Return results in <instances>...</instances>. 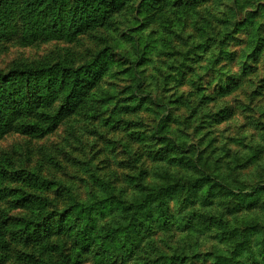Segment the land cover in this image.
Listing matches in <instances>:
<instances>
[{
	"label": "rangeland",
	"instance_id": "obj_1",
	"mask_svg": "<svg viewBox=\"0 0 264 264\" xmlns=\"http://www.w3.org/2000/svg\"><path fill=\"white\" fill-rule=\"evenodd\" d=\"M143 1L123 0L110 8L100 26L75 40L26 43L21 39L23 23L17 16L13 29L1 39L0 71L17 65L55 63L81 68L106 51L101 63L109 60V64L85 101L54 131L30 134L25 128L34 122L45 126L42 115L53 114L61 99L49 109L33 112L32 117L14 119L0 137V160L6 173L10 172L7 186L13 193L0 202V238L10 243L8 252L0 251V264H60L61 253H40L33 242L13 235L11 220L33 218L41 227L55 224L60 212L71 207V201L80 208L92 203L90 209L97 224L110 223L112 227L116 219L123 220L125 212L121 210L126 201L142 198L147 190L163 191L164 199L159 203L151 198L155 212L148 217L147 213L140 215L146 222L139 225L147 232L153 224L157 227L133 252L127 251L128 241L123 236L116 264H156L164 255L185 256L186 262L176 264H212L205 253L216 242L215 231L202 227L194 233L200 219L221 212L232 220L235 204L259 202L233 216L250 215L264 222V186L261 192L251 189L264 180V59L261 57L257 66L250 55L258 43L252 22L264 28V0H232V13L229 1H201L205 7L214 5L217 14L204 31H198L205 25L197 18L180 17L182 12H177L180 8L174 3L163 11ZM71 3L67 2L66 12ZM248 13L252 19L238 28L236 24H241ZM131 34L140 40L143 58L139 60ZM140 81L142 86L136 90ZM237 81L239 85L232 93V82ZM147 93H152L154 100ZM162 118L167 122L161 131ZM162 133L188 144L189 150H166L158 141ZM162 154L165 162L158 159ZM171 156H177V160L171 161ZM16 172L19 176L34 173L56 185L40 193L15 181ZM173 176H192L196 182L179 185ZM206 176H219L231 188L242 191L228 195L215 185L217 181L210 186ZM146 177L141 182L140 178ZM25 190L50 200L44 213L49 216L47 221L44 216L37 220L33 210L12 205ZM69 195L76 199L67 201ZM158 209L165 216L159 224ZM199 232L203 234L201 244L191 245V238ZM188 233L194 234L187 237ZM106 244L107 240L103 251L112 253L114 249ZM58 245L61 248L63 242ZM191 248L202 254L192 262ZM32 252L36 258L27 263L24 256ZM90 254L81 264H97L94 253Z\"/></svg>",
	"mask_w": 264,
	"mask_h": 264
},
{
	"label": "trees",
	"instance_id": "obj_2",
	"mask_svg": "<svg viewBox=\"0 0 264 264\" xmlns=\"http://www.w3.org/2000/svg\"><path fill=\"white\" fill-rule=\"evenodd\" d=\"M123 0H72L71 9L66 12L67 2L70 0H0V41L7 36L8 31L13 29L14 20L16 16L23 23V30L21 29V39L26 43H32L38 39L57 40V39H71L75 40L78 36L87 33L90 30L100 26L107 18L110 8L114 7ZM163 1V2H161ZM205 0H184L179 3V0H144V4L153 3L151 8L166 10L170 3H174L180 9V17L197 18L200 23H204V27H200L198 31H204L211 26L210 19L212 16L217 17L214 5L211 7L202 6ZM229 1L230 13H232V0ZM242 1V0H234ZM261 1V0H255ZM150 2V3H149ZM161 2V3H159ZM227 3V2H226ZM173 4V5H174ZM172 5V6H173ZM171 6V7H172ZM155 17V14L152 13ZM252 15L248 13L247 18L241 20V24H236L239 27L247 25L252 19ZM136 19L133 20L135 22ZM12 24V25H11ZM11 25V27H9ZM252 31H254L257 44L254 46L250 55L253 56L256 65L261 64V57L264 59V28L259 29L256 21L252 22ZM134 40V46L137 50V60L143 58V51H140V40L131 34ZM147 50L144 51L146 53ZM107 51L99 56H95V61L88 63L89 65L81 68L65 67L59 63L51 66H23L17 65L5 71H0V137L5 134L10 123L20 117L33 116V112H40L41 110L49 109L57 100L61 99V104L56 111L50 116L46 117L43 114V121L47 124L41 127L38 122H34L33 126L26 127V133L45 135L55 130L57 125L63 122L74 114L76 109L88 97V93L93 90L95 85L101 81L104 74L107 72L109 60L102 64L101 61L106 56ZM264 63V60H263ZM253 68V66H252ZM239 82H232V93L236 89ZM142 86L140 81L136 85V90ZM150 99L154 100L152 93H147ZM166 122L159 123V130L166 128ZM157 135V134H156ZM159 142L164 144L166 150L173 149L185 152L189 150L188 144L178 142L174 136L162 133L159 136ZM183 145V146H182ZM173 157L171 161H176L177 156ZM165 162L164 154L159 158ZM169 161L170 163H172ZM13 172V171H11ZM15 173V172H14ZM13 176L15 181H22L34 191L40 193L49 192L55 187L56 183L48 181L43 176L34 173L22 174V176ZM10 177V172L6 173V167L0 160V202H4L13 196L11 189L7 186V180ZM161 177V176H160ZM178 179V184L195 183L196 178L192 176H173ZM141 179H148V177ZM213 185L219 186L226 194L239 195L242 191L240 188H231L228 182L219 179V176H206L204 178ZM137 183L136 185L140 184ZM176 185V184H174ZM264 186V180L256 182L251 188L253 192H261ZM194 189V188H193ZM196 190V189H195ZM150 192V193H148ZM142 198H138L132 202L126 201L123 204L121 211L125 212L122 215L123 220L116 219L113 226L110 223L97 224L90 205L78 207L74 195H69L67 201H71L70 208H64L55 224H46L44 227L36 225L33 218H17L14 217L11 223L14 227L13 235H21L20 237L28 242L34 243V248H38L40 253L59 252L63 260L60 259V264H81L85 256L94 253L97 259V264H116L121 253L117 251L119 240L124 236L128 241V252H133L140 248L141 242L148 238L152 233V229L157 227L154 224L148 228V232L144 227L140 226V222H146L141 218L148 217V213L155 212L152 209L154 201H161L163 198V191L158 189L151 192L145 191ZM162 194V195H161ZM151 198L154 199L151 202ZM50 200L40 195L32 194L24 191L12 205H19L27 210H33L36 219H41L45 214V209L48 207ZM74 202V203H73ZM52 203H55L52 201ZM159 203V202H158ZM143 204L147 206L144 208ZM259 202L256 203V205ZM255 202L248 206L235 204L232 210V220L226 215L219 212L218 215H207L206 220L200 219V223L195 232L201 231L205 227L211 231H215L213 236L216 239L210 249L205 253V257H210L212 264H264V222L259 218H252L233 215L244 209H252L256 207ZM16 207V206H15ZM18 208V207H17ZM145 209V210H140ZM163 211L158 209L156 222L159 224L165 219ZM49 216H44L43 220H48ZM157 224V225H158ZM239 225V226H238ZM211 228V229H210ZM198 229V230H197ZM148 233V234H147ZM194 233H188L187 237ZM143 237V235H145ZM203 234L199 232L191 238V245L196 246L201 244ZM107 240V247H111L114 251L107 254L103 251V244ZM63 242L61 248L58 243ZM69 243V244H68ZM70 245V246H69ZM67 248V250H65ZM10 250V243L0 238V251L8 252ZM64 250L66 251L64 253ZM192 254L190 262L202 256L197 255V252L191 248ZM185 256L164 255L159 257L156 264H176V261H185ZM24 258L28 262L35 260V255L32 253L25 254ZM43 262L40 261L39 264ZM55 264H59L56 263Z\"/></svg>",
	"mask_w": 264,
	"mask_h": 264
}]
</instances>
